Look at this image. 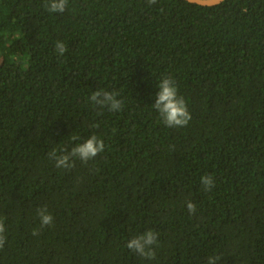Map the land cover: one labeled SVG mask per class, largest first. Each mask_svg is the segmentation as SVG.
<instances>
[{"label":"trees","instance_id":"trees-1","mask_svg":"<svg viewBox=\"0 0 264 264\" xmlns=\"http://www.w3.org/2000/svg\"><path fill=\"white\" fill-rule=\"evenodd\" d=\"M48 2L0 0V264H264V0ZM165 77L185 127L153 106ZM92 135L103 152L56 167ZM147 230L154 260L126 246Z\"/></svg>","mask_w":264,"mask_h":264},{"label":"clouds","instance_id":"clouds-1","mask_svg":"<svg viewBox=\"0 0 264 264\" xmlns=\"http://www.w3.org/2000/svg\"><path fill=\"white\" fill-rule=\"evenodd\" d=\"M156 0H149V4H155ZM68 5V0H49L45 5L50 13H63ZM55 50L63 56L67 51L66 45L62 41H57ZM159 91L156 95L154 108L159 112L161 120L166 127H185L192 119L191 113L188 110V105L185 99L178 94V88L175 81L170 77L163 78L158 84ZM91 102L100 107H107L115 112L122 108V101L118 99V93L99 90L91 95ZM73 140L78 139L77 136H72ZM105 150L104 141L98 139L96 135L87 138L83 143L76 144L70 152L57 155L53 150L49 156L55 160L57 168L71 169L75 166V159H79L83 163L94 159L99 153ZM201 183L205 191H210L214 186V179L211 175L201 177ZM187 208L191 214H195L196 205L192 201L187 202ZM41 227H47L54 222L53 216L48 212L47 206L38 209ZM5 225L0 221V249H3L6 237ZM32 234L38 235L39 230L33 229ZM158 233L153 230H147L139 236L133 237L127 242V248L139 256L154 260L156 251L154 246L158 245ZM216 257H209L207 264H216Z\"/></svg>","mask_w":264,"mask_h":264},{"label":"water","instance_id":"water-1","mask_svg":"<svg viewBox=\"0 0 264 264\" xmlns=\"http://www.w3.org/2000/svg\"><path fill=\"white\" fill-rule=\"evenodd\" d=\"M185 1L201 7H215L222 4L226 0H185Z\"/></svg>","mask_w":264,"mask_h":264},{"label":"rangeland","instance_id":"rangeland-1","mask_svg":"<svg viewBox=\"0 0 264 264\" xmlns=\"http://www.w3.org/2000/svg\"><path fill=\"white\" fill-rule=\"evenodd\" d=\"M0 63H1V58H0Z\"/></svg>","mask_w":264,"mask_h":264}]
</instances>
